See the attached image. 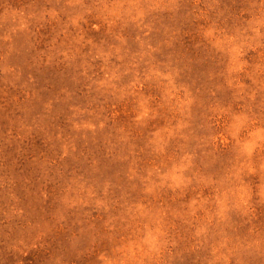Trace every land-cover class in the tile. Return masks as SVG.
I'll use <instances>...</instances> for the list:
<instances>
[{"label":"rangeland","instance_id":"1","mask_svg":"<svg viewBox=\"0 0 264 264\" xmlns=\"http://www.w3.org/2000/svg\"><path fill=\"white\" fill-rule=\"evenodd\" d=\"M0 264H264V0H0Z\"/></svg>","mask_w":264,"mask_h":264}]
</instances>
